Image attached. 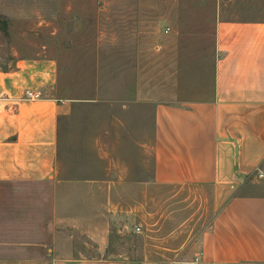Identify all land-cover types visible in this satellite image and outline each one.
I'll return each mask as SVG.
<instances>
[{
	"label": "crops",
	"instance_id": "0c3cea01",
	"mask_svg": "<svg viewBox=\"0 0 264 264\" xmlns=\"http://www.w3.org/2000/svg\"><path fill=\"white\" fill-rule=\"evenodd\" d=\"M215 50L207 98L155 108L150 186L215 193L222 184L264 185V20L219 18ZM58 77L49 57L0 69V264H129L109 248L112 237L139 226L126 220L141 201L119 206L109 174L84 181L57 174L60 122L70 112L53 93ZM26 90L43 98L25 99ZM167 215L159 230L173 227L164 238L175 245L166 248L173 264H264V191L230 195L195 241L184 222L174 227L178 215Z\"/></svg>",
	"mask_w": 264,
	"mask_h": 264
},
{
	"label": "rangeland",
	"instance_id": "374dc122",
	"mask_svg": "<svg viewBox=\"0 0 264 264\" xmlns=\"http://www.w3.org/2000/svg\"><path fill=\"white\" fill-rule=\"evenodd\" d=\"M219 18L264 20V0H0V69L21 57L58 64L53 93L70 106L60 122L58 176L109 174L119 206L141 201L126 220L140 232L112 237L109 248L129 264H173L166 248L175 245L164 241L173 227L159 230L168 213L195 241L230 195L264 191L248 181L215 193L148 182L156 106L187 105L213 91Z\"/></svg>",
	"mask_w": 264,
	"mask_h": 264
},
{
	"label": "built area",
	"instance_id": "2783aa9c",
	"mask_svg": "<svg viewBox=\"0 0 264 264\" xmlns=\"http://www.w3.org/2000/svg\"><path fill=\"white\" fill-rule=\"evenodd\" d=\"M24 98L28 100H39L43 98V94L40 91L26 90L24 93ZM134 232H140V227L135 226L133 228Z\"/></svg>",
	"mask_w": 264,
	"mask_h": 264
}]
</instances>
